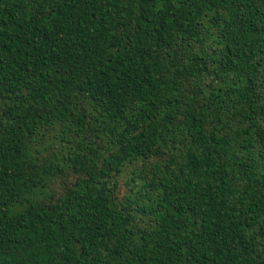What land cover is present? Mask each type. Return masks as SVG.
<instances>
[{
  "label": "trees",
  "instance_id": "1",
  "mask_svg": "<svg viewBox=\"0 0 264 264\" xmlns=\"http://www.w3.org/2000/svg\"><path fill=\"white\" fill-rule=\"evenodd\" d=\"M0 264H264V0H0Z\"/></svg>",
  "mask_w": 264,
  "mask_h": 264
}]
</instances>
